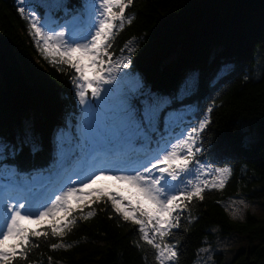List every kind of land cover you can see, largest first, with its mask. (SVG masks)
Returning a JSON list of instances; mask_svg holds the SVG:
<instances>
[{"label": "trees", "instance_id": "obj_1", "mask_svg": "<svg viewBox=\"0 0 264 264\" xmlns=\"http://www.w3.org/2000/svg\"><path fill=\"white\" fill-rule=\"evenodd\" d=\"M83 3L68 0L54 16L64 21L83 10ZM17 6L16 0H0V141L7 164L18 165L25 176L60 155L56 137L74 106V70L56 63L54 52L45 59L42 44L39 49ZM126 14H135V19L116 34L109 50L118 56L129 40L138 39L131 70L144 86L173 97L174 107L197 103L204 115L211 106L201 157L233 169L224 189L194 200L191 214L198 219L173 230L170 242H179L178 264L194 262L205 239L213 237V227L223 234L246 235L250 241L228 264H264V214L233 220L224 207L225 200L241 190L264 204V0H134ZM191 71L198 72L197 86L178 102L175 95ZM251 119L260 138L248 144L242 122ZM92 207L96 215L78 220L64 238L73 244L71 249L53 251L48 244L59 238H41V247L18 264H46L49 257L80 264H157L137 227L118 220L110 202L107 208L103 203Z\"/></svg>", "mask_w": 264, "mask_h": 264}, {"label": "snow or ice", "instance_id": "obj_2", "mask_svg": "<svg viewBox=\"0 0 264 264\" xmlns=\"http://www.w3.org/2000/svg\"><path fill=\"white\" fill-rule=\"evenodd\" d=\"M133 2L85 0L83 11L57 25L56 31L49 23H41L38 8L46 6L43 0H18L17 12L28 23L38 48L43 42L45 59L55 52L59 58L56 63L74 70L72 85L84 113L80 129L82 167L74 173L77 180L67 176L66 182L49 184L37 182L35 177L30 182L9 174L8 183L0 185V264L28 261L33 249L41 247V238H59L48 244L53 251L71 249L73 244L64 238L78 220L94 217L93 205L103 203L107 208L109 202L118 220L137 227L140 241L154 250L157 264H178L179 242H170L176 235L173 230L193 224L198 219L191 214L194 200L203 201L206 192L224 189L232 177L231 166L217 167L201 158L206 151L202 137L211 123V106L196 125L175 135L168 123L170 114L163 117L165 129L160 131L162 114L173 98L141 100L125 95L114 107L90 113L89 91L97 102H103L111 92L103 85L116 83L114 74L130 67V55L114 62L108 49L116 34L135 19V14H126ZM47 6L59 8L60 0ZM126 48L129 53L133 51L131 42ZM248 78L245 75L244 79ZM192 86L186 82L175 99H181ZM137 143L140 149L135 148ZM153 143L155 148L151 147ZM107 180L115 191L93 187ZM248 207L244 198L230 199L225 211L231 208L229 216L243 221V209ZM49 217L53 219L47 228L38 230L26 225L31 222L39 226ZM204 243L208 244L207 239ZM137 247H141L139 241ZM211 250L210 244L197 250L198 264H207L200 254ZM48 261L52 264L51 257Z\"/></svg>", "mask_w": 264, "mask_h": 264}, {"label": "rangeland", "instance_id": "obj_3", "mask_svg": "<svg viewBox=\"0 0 264 264\" xmlns=\"http://www.w3.org/2000/svg\"><path fill=\"white\" fill-rule=\"evenodd\" d=\"M65 1L66 0H60V5L63 4ZM43 2H44V5H46V6H43L44 9H49L51 11V13H52V11L57 9L55 7L47 6V5H51L53 0H43ZM67 33L68 32L66 30V34ZM66 34H65V36H66ZM138 41H139L138 39L134 38V39L129 40L126 45H128L131 42V44L133 46V51H134L137 47ZM36 45H37V43H36ZM43 48H44V45H43ZM108 51H109V49H108ZM133 51L131 53H129L126 46H125L124 51L119 55V57L118 56L115 57L111 51H109V52L112 54L113 61L116 62L117 58H118V60H122L124 57H128L129 55H130V61H131V56L133 54ZM50 54H52V52L49 53V55ZM261 65H262L261 62L258 61L257 66L260 67ZM129 68L128 69H121L119 72L114 74L116 76V83H114L112 85H103V87L108 88V89H116L118 86H120L121 84H123L125 82L127 87L124 88L125 89L124 90L125 91L124 96L129 95V92H130L132 94V96H134V97H139V95H143L144 99L147 97L163 98V96L159 95L158 92L152 91L149 87L144 86V84H142V81L139 77H137L134 74L132 75L131 73H128ZM131 72L134 73L132 70H131ZM0 81H1V77H0ZM186 82L191 83L193 86L190 87L187 90L186 94H184L183 96L191 93L194 90V87L197 85V82H198V73L196 71L189 72L187 77H186V81L183 84L182 88L185 86ZM142 85L144 86V88ZM102 95H104V94L102 93ZM108 95L105 96V99L103 102H97L96 101V103H92L89 106V111L92 115H95L97 112L106 111L109 108L114 107L118 103V100L123 97V96L117 97V95H118L117 93L111 94V96H110L111 99L116 96V99L114 102L115 105H114V104L110 103ZM94 101H95V99H94ZM79 107H80V112L76 115L77 119L71 120V123H70L71 129L73 131V140H72L73 150L74 149H80L81 150V148H80V143H81V131H80V129H81L82 117H83L84 113L82 112V107L80 104H79ZM172 116H175V114ZM242 127H243V130L245 131V134H246V143H248V144L253 143L260 138L259 137V130L257 128V124H256L255 119L244 120L242 122ZM68 133H69V128L62 130L58 134L57 141H59V136H62V138L60 140L61 142L66 141ZM4 146H5V144L0 141V152H3ZM58 147H59V143H58ZM0 157H1V154H0ZM76 165L79 166V164H76ZM43 173L45 174L46 172H43ZM6 175L7 174H5L3 177L6 178L5 177ZM73 180H77L76 175L73 177ZM36 181L38 182L39 179L36 178ZM99 183L101 184V188H105V186H106L108 190L115 191V186L113 185V183L110 180L100 181ZM124 194L128 195L127 192H125ZM245 195H246L245 192L241 190V191L229 196L224 202V207L225 208L228 207V205L230 203V199L231 200H239L240 198H244L246 203L249 205L248 208L243 209L244 219L249 214H256L258 216H262L264 214V204H263L262 200L259 197L247 198V197H245ZM230 211H231V208H229L227 212L229 213ZM52 219H53L52 217H49L46 220L52 221ZM26 225L29 228L38 227V225H36L35 223H31V222H26ZM213 228L216 229L215 232L212 231ZM213 228H211V231L213 232V237L211 239L207 240L208 244L204 243L200 247V248H205V247H208L209 244L211 245L212 250L210 253H201L200 254L201 257H203V259L205 261H207V264H228L238 254V252L240 250L246 248L250 242L246 235L239 234V233L223 234V232H221L219 227H213ZM209 255H211V260H208ZM194 262H197V264H198L197 256H196ZM194 262L192 264H194ZM46 264H49V261ZM52 264H80V263H70V262H66V261H54V260H52ZM82 264H93V263H82Z\"/></svg>", "mask_w": 264, "mask_h": 264}]
</instances>
